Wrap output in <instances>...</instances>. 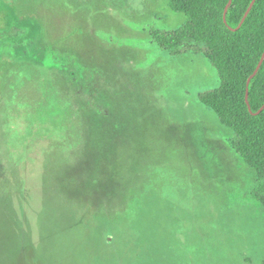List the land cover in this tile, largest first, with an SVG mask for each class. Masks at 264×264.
<instances>
[{"label": "rangeland", "instance_id": "1", "mask_svg": "<svg viewBox=\"0 0 264 264\" xmlns=\"http://www.w3.org/2000/svg\"><path fill=\"white\" fill-rule=\"evenodd\" d=\"M169 0H0V264H264L257 173L199 99Z\"/></svg>", "mask_w": 264, "mask_h": 264}, {"label": "trees", "instance_id": "2", "mask_svg": "<svg viewBox=\"0 0 264 264\" xmlns=\"http://www.w3.org/2000/svg\"><path fill=\"white\" fill-rule=\"evenodd\" d=\"M185 21L155 31L157 43L181 52L188 42L203 45L220 85L199 94L235 133V150L257 173L249 193L264 206V0H169Z\"/></svg>", "mask_w": 264, "mask_h": 264}]
</instances>
